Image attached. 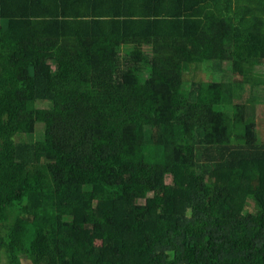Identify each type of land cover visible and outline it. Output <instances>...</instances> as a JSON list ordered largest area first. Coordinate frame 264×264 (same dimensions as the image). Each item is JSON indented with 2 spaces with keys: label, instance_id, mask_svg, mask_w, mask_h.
Returning <instances> with one entry per match:
<instances>
[{
  "label": "trees",
  "instance_id": "16d2710c",
  "mask_svg": "<svg viewBox=\"0 0 264 264\" xmlns=\"http://www.w3.org/2000/svg\"><path fill=\"white\" fill-rule=\"evenodd\" d=\"M259 66L264 0H0V264H264Z\"/></svg>",
  "mask_w": 264,
  "mask_h": 264
},
{
  "label": "rangeland",
  "instance_id": "374dc122",
  "mask_svg": "<svg viewBox=\"0 0 264 264\" xmlns=\"http://www.w3.org/2000/svg\"><path fill=\"white\" fill-rule=\"evenodd\" d=\"M137 45H134V43H129V44H122V45H117L116 50L119 55V60L124 61L125 59L130 57L131 50L134 48H137ZM142 50L146 51L149 53V55H152L153 48L150 46H143L141 47ZM154 52V51H153ZM161 54H164V51L160 52ZM48 63L51 64L52 68L55 70L56 69V63L52 60H48ZM229 64H225V68H228ZM253 79L258 82L257 85H254V92H257L258 95V100L259 102L264 101V66H259L257 67L253 72H252ZM215 72L213 71L212 64L210 61H206L204 63L198 61L197 63H194L193 66H191V72L190 74H186L185 81L186 82H213L215 80ZM228 79H231V76H227ZM237 78V77H236ZM189 83V85H190ZM246 88H248V85H246ZM247 95L249 96L250 93L248 91ZM37 134L33 136V139L39 140L42 139V135L40 136V132H36ZM262 138V136L260 137ZM249 204H253L252 201H249ZM24 264H31L29 261H25Z\"/></svg>",
  "mask_w": 264,
  "mask_h": 264
}]
</instances>
